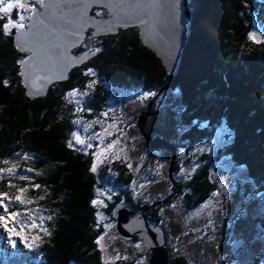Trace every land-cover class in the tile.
I'll use <instances>...</instances> for the list:
<instances>
[{"label":"trees","instance_id":"trees-1","mask_svg":"<svg viewBox=\"0 0 264 264\" xmlns=\"http://www.w3.org/2000/svg\"><path fill=\"white\" fill-rule=\"evenodd\" d=\"M186 9L191 35L181 69L168 87L174 94L179 92L184 105L181 121L187 128L181 139L189 141L193 152L200 142L212 139L215 126L226 122L234 132L226 154L236 165L245 167L249 178L264 191V0H191ZM94 11L107 15L104 9ZM8 17L0 15V171L15 170L0 177V198L7 204L8 215L20 213L12 218L19 233L16 239L24 234L32 237L31 242L34 236L35 243L29 247L20 240L15 246L11 244L12 250L0 247V264H107L98 244L104 228L95 205L97 187L107 171L96 172L94 149L72 145L77 112L66 100L69 92L86 90L94 77L76 69L68 80L52 84L47 96H29L19 63L24 56L14 42L17 31L5 34L3 30ZM254 17L259 20L258 29ZM255 30L262 31V42L250 38ZM96 41L102 51L78 67H95L97 79L106 85L96 79L88 102L94 110L90 113L86 109V119H94L97 111L104 109L108 86L151 90L156 97L170 81L162 60L143 44L137 27L99 36ZM110 168L121 176L116 185H124L128 180L125 169L131 170L127 163L114 160ZM27 171L41 175L21 176ZM208 173L204 170L191 182L196 197L189 198L193 207L209 199L216 188ZM17 196L25 203L17 201ZM125 197L120 195L108 205L112 227L117 222L115 207L132 201ZM164 212L166 219L168 212ZM41 213L49 216L46 222ZM259 222L264 225V219ZM112 231L125 241L133 239ZM135 237V243L143 242ZM188 261L179 255L169 258L168 264Z\"/></svg>","mask_w":264,"mask_h":264},{"label":"rangeland","instance_id":"rangeland-1","mask_svg":"<svg viewBox=\"0 0 264 264\" xmlns=\"http://www.w3.org/2000/svg\"><path fill=\"white\" fill-rule=\"evenodd\" d=\"M7 3L9 1L4 0V4ZM2 7L3 4H0V8ZM8 15L15 21L12 10ZM253 22L258 29L260 27L259 20L254 17ZM90 76H93L94 79L90 81L87 89L69 92L66 95V100L69 104L75 105L77 112L76 118L73 119L76 131L72 135L74 141V143L72 141V145H78L85 148L86 151L94 149L93 164L96 167V172L100 173L103 169L104 172L107 171L105 178L100 179L95 198L98 222L104 228V233L98 240L99 248L103 260L107 264H148L152 251L145 247L142 242L135 243L133 240L125 241L119 238L112 231L113 223L107 209L110 202L114 201L116 197L121 195L123 198L125 191H129L132 195H149L159 190L155 181L148 183L140 192L136 189V182L132 188L127 187L126 189L123 188L124 185H116L121 176L119 177V174L114 173L110 168L114 160H121L127 165L133 163L136 165L139 160L146 158L141 156L145 148L144 143H142L144 136H142L138 126V117L140 112L148 107L154 93L146 90L110 88L106 106L98 111V116H94V119L89 121L84 117V113H86L87 108L89 109L87 103L90 101L91 92L94 91L97 83V76L92 73ZM167 90L169 92L163 95L158 104L161 112L160 117L150 119L152 121L146 126V130L155 136L174 139L176 135L180 136L187 128L181 121L184 105L179 99L180 95L177 98L178 102H171L168 105L173 91L169 88ZM163 99H165V106H160ZM212 132V139L202 143L200 147L199 145L195 147L194 155L188 164L195 166L201 163L200 158L206 154L207 157L204 158V161L207 167L205 166V169L210 172L216 189L208 203L202 204L194 211L192 210L190 214H185L184 209L186 208L180 205L178 212L181 214H173L169 212L168 208H164L169 214L166 215V219L164 218L162 225L166 238L169 239L166 243L170 251L172 250L173 258L183 255L188 260H193L194 257L195 260H200L204 264H214L221 254L225 253L230 242L248 239L252 241V245L255 243L259 245L256 251L258 254L256 264H264V225L258 227V222L264 219V191L253 179L249 178L245 167L236 165L231 155L226 154L234 137V132L227 123L223 122L218 127L215 126ZM77 138L83 143H79ZM187 145L188 143L185 144L184 148H187ZM210 158L213 160L208 162L207 159ZM151 162L152 160H150ZM11 169L15 170V168ZM20 174L23 176L34 173L27 171ZM2 175L8 176V173L0 171V177ZM34 175L39 174L37 172ZM156 199L158 198H151L150 200ZM4 213V209L0 207V216H3ZM40 215L44 222L48 220L49 216L46 213ZM163 216L165 215L163 214ZM253 218L255 219L254 222ZM34 220L39 222V219ZM221 222L227 223V229L230 230L226 237L221 234L223 230H226V228L222 229V225L219 226ZM39 223L41 226L43 225V223ZM8 225L10 228L15 226L13 219L8 220ZM16 238H18L17 235L10 233L0 224V247L2 250L3 248L4 250H12L13 241L16 244V241L21 240L28 246L35 243L34 236L31 242L32 237H25L24 234L20 240ZM260 246L262 247L259 248ZM219 260H222V257Z\"/></svg>","mask_w":264,"mask_h":264},{"label":"water","instance_id":"water-1","mask_svg":"<svg viewBox=\"0 0 264 264\" xmlns=\"http://www.w3.org/2000/svg\"><path fill=\"white\" fill-rule=\"evenodd\" d=\"M191 0H44L36 7L27 26L16 32L14 42L21 52L28 54L19 59L23 84L29 96H47L55 82L71 78L72 70L96 57V51L73 50L82 45L93 30L94 36L118 34L121 29L137 27L143 44L162 60L171 77L165 88L148 104L138 119V126L145 132L148 120L157 117L153 109L158 96L167 89L179 73L185 47L191 35V23L186 3ZM94 9H104L99 16ZM256 42H262V31L257 30ZM150 148L166 146L172 150L170 172L172 174L177 149L174 143L160 137L147 136ZM142 165L139 164L138 169ZM116 224L113 230L123 238L139 236L153 255L149 264H168L164 228L149 217L133 215L128 203H119L114 209ZM239 242V241H238ZM242 242V241H240ZM239 242V243H240ZM258 246L252 245L246 258H251ZM188 264H203L191 261Z\"/></svg>","mask_w":264,"mask_h":264},{"label":"flooded vegetation","instance_id":"flooded-vegetation-1","mask_svg":"<svg viewBox=\"0 0 264 264\" xmlns=\"http://www.w3.org/2000/svg\"><path fill=\"white\" fill-rule=\"evenodd\" d=\"M8 1H9V3H13V4H15V2H16V0H8ZM21 2H25V0H21ZM27 3L29 5L30 9H32V10L24 11V10H21L18 8L12 9V16L15 20H18L19 15H21V14L25 16V20L23 21L25 26L27 25V23L29 21L28 17H31L34 9L36 7H42L39 0H27ZM43 3H44V0H43ZM0 15L5 16V14H3V13H1ZM97 15H99V14H97ZM99 16H105V15H99ZM14 31H17V30L13 27L11 29L10 34H13ZM97 38H99V36H94V31L92 29L89 30L88 36H87V39L85 40V42L82 45H80L79 47L75 48L73 50V52L76 55H78L83 51H91V52L96 51L98 49V44H99L96 41ZM27 54H28L27 52H22L21 56H26ZM91 60H94V58L90 59V61ZM90 61H88V63ZM76 69H81L83 74L88 73L89 75H90V73L98 75V72H99L98 69H96L95 67L90 68L86 65V66L74 68L72 70V73L74 71H76ZM97 80H100V79L98 78ZM101 84L103 87H105V85H106V83L104 81H101ZM109 88H113V86H108L106 88V90L108 91ZM140 90H143V89H140ZM146 91L153 93V91H151V90H146ZM168 92H169L168 90L164 91L157 98L155 104L153 105V109H155V111L158 113L157 118L160 117V113H161L160 108H158L159 101L161 100L163 95L165 93H168ZM178 96H179V92L174 94V91H173L172 92V98L168 101V105H170L171 102L172 103L176 102V101L178 102V99H177ZM151 97L153 99L154 94ZM164 100L165 99L162 100V103L160 106H165ZM106 103H107V101H106ZM87 105L89 106L88 103H87ZM89 109L88 110L90 113L93 112V110H94L93 107H89ZM146 110H147V108L143 111H146ZM98 111H97V113H98ZM143 111H141V112H143ZM84 114L88 115L87 113H84ZM88 120L92 121V119H88ZM151 121L152 120H150V121L148 120L147 121L148 123H146L145 127ZM141 134H142V136H144V137H142V143H144V148L146 150V151L143 150V153L141 154V156H144L146 158L139 160L136 163V165H134V163L132 165H130V164L128 165L129 169H131V170L125 169V172L128 173V177H127L128 180L124 184L123 188H125V189L127 187L132 188L134 183L136 182V186H137L136 189L138 192H140L142 190V188L145 187L148 183L155 181L159 186V190L156 191L155 193L149 194V195H146V194L145 195H132L129 193V191H126V193H125L126 197L125 198H130L132 200V201H127V200L126 201H127V203H129V205L132 209L133 215L147 216L152 221L159 223L162 226L163 220L165 218L163 216V214L165 213L164 211H166V209H164V208L167 207L169 209V211H172V210L177 209V208L179 209L180 206H183L186 208V209H184V212H186L185 214H190V212L192 210L194 211L195 209H197V207L201 206L202 204H206L209 202V200H211V197H212L215 190L210 194L209 197H207L209 199H207L205 202L199 204L197 207H193L189 203V200H190L189 198H196L192 194L193 189L191 186V182L193 180H195L196 177H198L199 175H202L204 170H206L208 173V170L205 169L207 167V165H206V162L204 161L205 160L204 158L207 157L206 154H204L200 158L201 163H199L195 166L189 165L188 163L191 162V158L194 155V153L191 152V150H190V143L188 141L187 148H184V146H185V144H187V142L184 143V141H182L181 137L183 134H181L180 136L176 135V137L174 139L170 140V141H172V143H174V145L176 146V149H177L176 163L174 165V169H173V172L171 174L169 164L171 162L172 155H173L172 150L166 146L150 148L148 145L147 136L148 137L150 136L151 138L158 137V136L149 134L147 132V130L144 133L141 132ZM202 143H206V141L200 142L199 147L201 146ZM150 160H152L151 163H150ZM211 160H213V159H211V158L207 159L208 162ZM139 164L142 165V167L140 169H138ZM167 164H168V169H167ZM187 173H189V174L187 175ZM210 176H211V174H210ZM185 177H188V178L186 179ZM132 198H137V199H132ZM145 198H147L148 200ZM151 198H158V199L151 201L150 200ZM142 209H144V210H142ZM179 213H181V212H179ZM254 221H255V219L253 218V222ZM220 225H222V229L226 228V230L222 231V233H221L222 236H225V237L228 236L230 233V230L227 229V227H228L227 223L221 222L219 224V226ZM261 225H263V224H261V222H258V227H261ZM131 240H133V241L136 240V237H133V239H131ZM168 240L169 239L166 238V242ZM240 241H242V242H240ZM138 242H142V241H136V243H138ZM239 242L238 241L230 242L225 253L221 254V256H220V258L222 257V260H219L220 258H218L214 262V264H247V263H249V261L250 262H253L254 260L258 261V254H256V253L251 258L245 257L247 252L249 250H251L252 241H250L248 239H241V240H239ZM255 245L259 246L256 243H255ZM261 247L262 246H260L259 248H261ZM166 248L170 251L167 243H166ZM169 258H170V260L173 258L172 257V250L170 251ZM191 261H196V262L202 263L200 260H195L193 257V260H189L187 262V264ZM245 261H248V262H245Z\"/></svg>","mask_w":264,"mask_h":264},{"label":"snow or ice","instance_id":"snow-or-ice-1","mask_svg":"<svg viewBox=\"0 0 264 264\" xmlns=\"http://www.w3.org/2000/svg\"><path fill=\"white\" fill-rule=\"evenodd\" d=\"M39 2L41 3V6H43V0H39ZM0 4H3V7L0 8V12H3L5 14H8L13 8H18V9H21L24 11L32 10V9H30V7L28 5L27 0H25V2H21V0H16L15 4H13V3L4 4V0H0ZM28 19H31V17H28ZM24 20H25V16L22 14L19 15L18 20H15V21H13L11 19V17L9 16L7 18V22L3 24V30L5 31V34H10L11 29L13 27L17 30V32L24 29L25 28V24L23 23ZM250 38L256 39L255 34L250 36ZM73 94H75V93H73ZM77 140H78V138H77ZM78 142L83 143V141H79V140H78ZM69 146L70 147L72 146L71 143ZM93 170H95V169H93ZM3 171L7 172L8 174H11L13 170L12 169H5ZM36 187H39V186H36ZM21 191H23V189H21ZM15 199L17 201H20L21 203H25V201H21L19 196H17ZM0 207H2L4 209V212L6 214L3 216H0V224H2L3 227L7 231H9L10 233H14L16 235H19L18 232H15V226L11 227V228L9 227L8 220L12 219L14 216L20 215V213H14V214L8 215L7 214V204H5L3 198H0ZM12 243H13V246H15V241H13ZM29 247H32V245H29Z\"/></svg>","mask_w":264,"mask_h":264}]
</instances>
